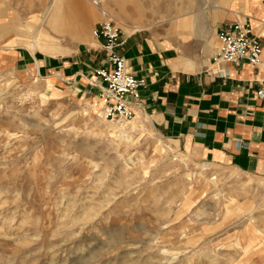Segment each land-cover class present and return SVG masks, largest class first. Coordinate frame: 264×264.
Instances as JSON below:
<instances>
[{"label": "rangeland", "instance_id": "rangeland-1", "mask_svg": "<svg viewBox=\"0 0 264 264\" xmlns=\"http://www.w3.org/2000/svg\"><path fill=\"white\" fill-rule=\"evenodd\" d=\"M133 1L0 0V39L73 55L95 44L105 18L94 6L105 3L127 29L143 26L193 56L197 43L213 53L215 29L235 21L211 8L216 0H149L138 13ZM190 19L189 32L176 28ZM40 28L49 35L34 49ZM47 83L0 70V264H264V177L191 158L147 118L107 121L92 89Z\"/></svg>", "mask_w": 264, "mask_h": 264}, {"label": "crops", "instance_id": "crops-1", "mask_svg": "<svg viewBox=\"0 0 264 264\" xmlns=\"http://www.w3.org/2000/svg\"><path fill=\"white\" fill-rule=\"evenodd\" d=\"M225 1L220 17L231 12L235 20L249 18L262 42L264 64L263 3L239 0L244 3L239 12L237 0ZM124 31L116 51L125 59L127 71L144 80L129 97L136 117L149 119L163 138L191 158L264 177V99L256 95L263 65L246 61L215 65L212 58L220 46L218 39L213 53L211 49L198 52L197 43L193 56H188L143 29ZM94 41L86 50L79 46L73 55L55 56L33 52L29 46H18L16 38L4 37L0 39V65L23 77L44 76L52 89L60 82L74 92L86 94L92 89L97 93V86L89 89L85 82L104 60L101 42Z\"/></svg>", "mask_w": 264, "mask_h": 264}, {"label": "built area", "instance_id": "built-area-1", "mask_svg": "<svg viewBox=\"0 0 264 264\" xmlns=\"http://www.w3.org/2000/svg\"><path fill=\"white\" fill-rule=\"evenodd\" d=\"M122 31L113 21L103 20L93 30V36L101 42L104 53L103 63L95 69L99 78L98 97L104 106L105 119L111 123H125L135 118L129 97L137 93L144 80L130 74L126 69L125 59L116 48L121 44ZM220 46L212 58V62L220 64H240L244 61L257 66L264 64L262 60V42L247 20H235L217 29ZM218 70V69H215ZM217 73V71H214ZM259 99H264V76L256 91Z\"/></svg>", "mask_w": 264, "mask_h": 264}, {"label": "bare ground", "instance_id": "bare-ground-1", "mask_svg": "<svg viewBox=\"0 0 264 264\" xmlns=\"http://www.w3.org/2000/svg\"><path fill=\"white\" fill-rule=\"evenodd\" d=\"M92 1V0H91ZM114 1H116L117 2V0H114ZM150 1L149 0H138V1H133L132 2V10L134 11V12H136V13H138V11L139 10H141L142 9V7H143V5L144 4H147V3H149ZM225 4H226V1L225 0H216L212 5H211V8H213L214 10H220V11H225ZM192 5V2L190 1V2H187L186 4H184V6L185 7H189L190 8V6ZM95 8H97L98 10H99V12L102 14V16L105 18L104 20H111V21H113V19L117 22V24H120V25H122V27L125 29V30H127V31H137V30H140V29H143L144 27L143 26H133V28L131 29V30H129V29H127L122 23H121V18H119V17H115V16H113L112 14H111V10H110V8H108L107 7V5L105 4V3H102V4H100V5H95L94 6ZM157 9L158 8H161V5H157V7H156ZM209 9V7H204L203 8V12H207V10ZM215 11V12H216ZM57 13V15H56V17H55V19H54V23H53V29L54 30H56V31H58V29L60 28L61 29V27H62V25L64 24V20H65V18H64V12H63V10L62 9H59L58 10V12H56ZM50 14V12H49V7H48V9H46L45 10V12H44V16H43V20L41 21V23H40V25L41 24H44V22H45V18H47L48 17V15ZM88 14V16L89 17H93V18H95V16H97V14L95 13V11H92V12H90V13H87ZM54 16V15H53ZM51 17V16H50ZM110 18H112V19H110ZM194 20V19H193ZM102 22V21H101ZM114 22V21H113ZM115 23V22H114ZM116 24V23H115ZM116 24V26L118 27V28H120L121 29V27H120V25H117ZM175 25H177L176 26V28L178 27L179 29H181L183 32H189V30H191V28H192V25H194L193 23H192V20L190 19V20H188V21H184V22H179V23H175ZM44 33L45 35V37L46 36H48L49 34L48 33H46L44 30H43V28L41 29H37V32H36V35L34 36V40L32 41V43H31V40L30 41H28L27 43L28 44H30V46H31V44H32V47L34 48V49H36V47H38V49L39 48H41L42 46L41 45H38L39 43H37V35H42V34ZM50 87H51V84L48 82L47 83V87L46 88H48V89H50ZM101 104H102V102H101ZM92 106H93V104H92ZM173 257L174 258H177V256H175V255H173ZM173 259V258H172ZM201 259V258H200ZM182 264H186L185 262H183Z\"/></svg>", "mask_w": 264, "mask_h": 264}]
</instances>
